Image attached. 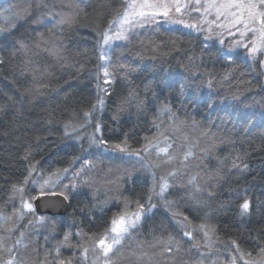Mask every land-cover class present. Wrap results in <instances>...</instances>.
<instances>
[{"label": "trees", "instance_id": "16d2710c", "mask_svg": "<svg viewBox=\"0 0 264 264\" xmlns=\"http://www.w3.org/2000/svg\"><path fill=\"white\" fill-rule=\"evenodd\" d=\"M25 3L28 14L0 36V264H88L81 254L116 211L148 210L149 198L155 207L111 264H228L264 253L263 55L157 25L111 48L104 83L100 34L129 1L16 0L13 9ZM95 130L105 148L91 144ZM159 139L151 161L160 168L112 153L115 144L142 153ZM153 175L169 177L161 198ZM48 176L56 183L46 192L70 199L66 216L23 207ZM202 226L213 247L198 240Z\"/></svg>", "mask_w": 264, "mask_h": 264}, {"label": "rangeland", "instance_id": "374dc122", "mask_svg": "<svg viewBox=\"0 0 264 264\" xmlns=\"http://www.w3.org/2000/svg\"><path fill=\"white\" fill-rule=\"evenodd\" d=\"M129 4H143L145 3V0H128ZM16 0H0V28H4L5 31L0 32V36L4 35L5 33H7L9 30L13 29L19 22H21L24 17L28 14L29 12V8L27 3L23 4L20 7V10L16 11L13 9V6L15 5ZM148 3L150 4H173L174 0H147ZM180 4L182 5H186V7L182 8L181 13H176L175 9L173 8L170 12L168 16L163 15V9H161L159 11V13L154 17V19H145L142 21L143 26H135L137 24V21L141 20V18L139 17H135V18H131V22L127 25H125L126 28L130 29L127 33V35L129 36L132 33H136L139 31H142L146 28L149 27H153V26H157V25H164V26H169V27H183L186 28L188 30H192V31H202L206 34H213L216 37H218L221 42H225L226 40H229L230 42L232 41L233 45L235 46V48H247L249 54H251L254 57H258L260 55H263V60H264V48H258L257 52L255 54L251 53L250 49L253 47V43H259V33H254L251 30H246L243 26V24H237L235 26H231L230 25V21H231V17H228L227 19H225L224 17H221L220 19H217V14H216V9L214 7H209L210 4H216V5H220V4H224L226 2H228V0H200L199 4H196V0H179ZM6 6V7H5ZM13 9V11L11 10ZM145 12H151L153 11L152 9H144ZM232 11H236V9H232ZM129 12V7L127 8V10L124 12V14H122L120 17L116 18L113 21H119L126 13ZM6 17L8 18H12L11 19V23H9L8 20H6ZM113 21L111 22V31H109L110 26L108 27V29L106 31H109V35H114L115 31L118 28V24L117 23H113ZM179 21H183V23L179 22ZM191 24H195L196 27H188V25ZM223 24L225 25L224 27H221L220 25ZM251 27H256L259 28L260 25L257 23L255 25H250ZM244 33L243 35H241V33ZM124 40H113L110 42V44L105 45L104 48L107 51V54L109 55V51L111 50V48L116 45V44H120L123 43ZM244 45H247V47H245ZM107 61H103V65L107 64ZM97 128H99L97 126ZM98 131L95 130L94 133L91 134V144L97 145L99 147L105 148L104 143H93V138H95V140L98 142L100 141V138L97 135ZM163 143L162 139L156 140V141H152L150 144H148L145 149L142 151V153L140 152H128L126 151H120L118 149L113 148L112 153H121V155H124L128 158H135V159H131L133 161V163H131V166L141 170V166H142V162H145L146 165L147 164H151L152 167L155 169L158 165H156L155 161H151L152 160V155H156L153 154L154 152H152L154 150V147H158L159 148V144ZM162 146V145H161ZM166 148V146H162L159 151H161V149ZM162 152V151H161ZM163 154H165V152H162ZM138 158V159H136ZM113 162H115V160H113ZM167 162L169 163L170 160L168 159ZM121 166L119 167V169H123L126 171V166L127 163L124 162L123 160V164H120ZM159 168L161 166H158ZM157 168V170L159 169ZM169 176V175H168ZM153 192L157 195L158 198H161L162 195L160 194V187L167 183V185L169 184V177H167L166 175H153ZM37 182V181H36ZM54 183H56V180L50 179V177L48 176L45 180V183H41L40 186H38L35 182L33 183L34 186H36L39 189H43L42 193L40 194H45L47 193L46 189L44 188H52L54 185ZM49 192H55V193H61L66 195V193L64 191H62L61 189L57 188V189H52ZM39 194V193H38ZM26 195L24 194L23 200H22V204H24V202H28L31 203L30 200H28L26 197ZM36 197L35 193H34V197L32 199H34ZM31 199V200H32ZM33 204H32V208H33ZM26 209V208H24ZM27 210V209H26ZM138 209L136 208H132L131 205H128L126 207H124V209H122V211H116V214L114 216V218H117L118 216H120L121 214H131L136 212ZM150 212L148 210L144 211V214L141 216L139 222L137 223L136 227L133 229H130L129 233L125 235V237L129 236V235H133V230H135L137 227L141 226L143 219L145 218L146 215H148ZM113 218V219H114ZM112 219V220H113ZM112 226V222L111 225L109 227V230L99 239L96 240L92 245L86 247L85 249H87V253L85 254V251L81 254V257L83 258L84 261H86L88 264H105V260L107 259L109 261V264H111L112 261V255L115 254L118 250H119V246L116 247V249H114L113 252L109 253L108 257H104L101 253V250L99 248V244L98 242L101 239H105L107 238L108 240L111 239V233H110V229ZM205 233H207V236H205ZM198 240L199 241H203V243L209 247H213L214 243L212 240V237L210 235L209 229L208 227L202 226L199 228L198 231ZM192 235V234H191ZM124 237V239H125ZM192 238V236H189ZM123 239V240H124ZM122 240V241H123ZM122 243V242H121ZM121 247V246H120ZM84 249V250H85ZM241 255H239L238 257H230L229 261L226 262L228 264H264V253H257L256 255H248L245 254L244 252L240 253ZM233 256H236L235 254H233ZM218 258H216L217 260ZM219 262H222V264L224 263V260H221V258H219ZM225 264V263H224Z\"/></svg>", "mask_w": 264, "mask_h": 264}, {"label": "snow or ice", "instance_id": "6c2138e0", "mask_svg": "<svg viewBox=\"0 0 264 264\" xmlns=\"http://www.w3.org/2000/svg\"><path fill=\"white\" fill-rule=\"evenodd\" d=\"M200 0H196V4H199ZM129 12L126 13L119 21H113V23L118 24V28L115 31L114 35H109V31H111V25L109 28V31H105L101 33L102 36V42L100 44V59L103 61L108 60V54L105 50L104 46L110 44L113 40H128L129 37L127 35L128 31L130 29L126 28L125 25L129 24L131 22V18L139 17L141 20L137 21V24L135 26H143L142 21L145 19H154V17L159 13L161 9H163V15L168 16L169 12L174 8L176 13H181L182 8L186 7V5L180 4L179 0H174V3L169 4H150L145 0V3L143 4H130L129 6ZM209 7H214L216 9L217 19H220L221 17H224L227 19L228 17H231L230 25L235 26L237 24H243L244 28L246 30H251L254 33H259V43L254 42L253 47L250 49L251 53L255 54L258 50V48H264V0H228V2L220 5L216 4H210ZM144 9H152L151 12H145ZM232 9H236V11H232ZM12 18L6 17V20L11 23ZM183 23V21H179ZM259 24L260 27H251L250 25ZM221 27H224L225 25L221 24ZM188 27L195 28V24L188 25ZM5 31L4 28H0V32ZM244 33L242 32L241 35ZM247 47V45H244ZM103 77H104V83H109L110 79V73L109 68L107 64L103 65L101 68ZM105 91H107L105 89ZM98 105H103V99L98 101ZM94 109L97 107V105L93 106ZM167 110V109H163ZM90 115V113L85 114ZM67 127V126H66ZM99 131V128L97 129ZM93 143H105L103 140L96 141L95 138H93ZM115 149H118L120 151H126L127 149L123 147L121 144H115L113 146ZM162 152L167 153V148L161 149ZM187 155H191V152H189ZM187 159V156L185 157ZM168 187L167 183L163 184L160 187V194L162 195L163 192ZM22 191V189H20ZM67 198V197H66ZM151 198H149V205H148V211L150 212L155 205L151 204ZM23 207L26 208L29 211H32V204L28 202H24ZM242 209V214L247 213L250 207V202L248 199H245L242 205L240 206ZM144 205H138V210L131 214H121L117 218H114L112 220V226L110 229L111 233V239L108 240L107 238L101 239L98 244L99 248L101 250V253L104 257H108L109 253L113 252L114 249H116L117 246H119L124 239L125 235L129 233L130 229H133L136 227L137 223L139 222L141 216L144 214ZM41 220L44 218L41 217ZM186 236H191V233L185 232ZM205 236H207V233H205ZM65 240L68 239V236L66 235ZM235 243V242H233ZM85 254L87 253V249L84 250ZM171 251V249H169ZM8 264H13L12 260L8 261ZM63 264V262H61ZM105 264H109V261L106 259Z\"/></svg>", "mask_w": 264, "mask_h": 264}, {"label": "water", "instance_id": "95a60500", "mask_svg": "<svg viewBox=\"0 0 264 264\" xmlns=\"http://www.w3.org/2000/svg\"><path fill=\"white\" fill-rule=\"evenodd\" d=\"M64 194L47 192L38 194L33 200V206L39 215L66 216L70 210V199Z\"/></svg>", "mask_w": 264, "mask_h": 264}, {"label": "bare ground", "instance_id": "6f19581e", "mask_svg": "<svg viewBox=\"0 0 264 264\" xmlns=\"http://www.w3.org/2000/svg\"><path fill=\"white\" fill-rule=\"evenodd\" d=\"M33 204V203H32Z\"/></svg>", "mask_w": 264, "mask_h": 264}]
</instances>
